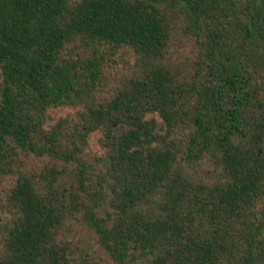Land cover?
<instances>
[{
	"label": "trees",
	"instance_id": "1",
	"mask_svg": "<svg viewBox=\"0 0 264 264\" xmlns=\"http://www.w3.org/2000/svg\"><path fill=\"white\" fill-rule=\"evenodd\" d=\"M103 47L134 62L101 101ZM0 208V264H91L76 224L114 264H264V0H0Z\"/></svg>",
	"mask_w": 264,
	"mask_h": 264
},
{
	"label": "rangeland",
	"instance_id": "2",
	"mask_svg": "<svg viewBox=\"0 0 264 264\" xmlns=\"http://www.w3.org/2000/svg\"><path fill=\"white\" fill-rule=\"evenodd\" d=\"M172 33L173 38L171 40L170 51L174 53V62L178 63L181 59L189 56L190 45L189 40L182 36L178 22L174 24ZM77 51H81L80 47L77 48ZM99 54L103 57V65L102 79L97 87V98L103 101L113 96L116 89L122 85V82L131 76L134 53L128 48L121 49L118 53H113L107 47H103L100 49ZM84 56L91 57V50L85 49ZM94 152H96V148L92 146V149L88 153L92 155ZM26 163L31 169L37 171L47 164L48 160L30 158L26 160ZM1 215L2 213H0ZM71 236H74L79 241L82 240L83 244L80 246L88 250V253L87 251L85 252L89 256L91 264H114L108 254L97 246L94 233L88 227L76 224L72 228Z\"/></svg>",
	"mask_w": 264,
	"mask_h": 264
}]
</instances>
